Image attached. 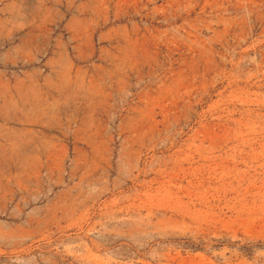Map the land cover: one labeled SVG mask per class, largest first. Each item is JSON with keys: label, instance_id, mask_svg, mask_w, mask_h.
Masks as SVG:
<instances>
[{"label": "rangeland", "instance_id": "374dc122", "mask_svg": "<svg viewBox=\"0 0 264 264\" xmlns=\"http://www.w3.org/2000/svg\"><path fill=\"white\" fill-rule=\"evenodd\" d=\"M0 264H264V0H0Z\"/></svg>", "mask_w": 264, "mask_h": 264}]
</instances>
